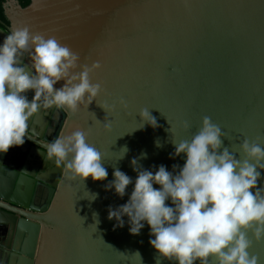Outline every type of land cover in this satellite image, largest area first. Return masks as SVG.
I'll use <instances>...</instances> for the list:
<instances>
[{"label":"water","instance_id":"obj_1","mask_svg":"<svg viewBox=\"0 0 264 264\" xmlns=\"http://www.w3.org/2000/svg\"><path fill=\"white\" fill-rule=\"evenodd\" d=\"M4 13L0 44L14 27L55 37L79 56L75 72L100 63L89 79L101 91L75 112L39 111L25 143L0 153V264H140L137 251L143 264H156L146 223L132 235L126 216L122 228L108 219L133 185L123 198L105 185L114 167L134 181L133 158L153 172L182 167L172 141L190 140L205 116L224 132L225 147L245 138L264 147V0H30L24 8L7 0ZM22 59L31 63L27 53ZM141 110L158 127L138 128ZM77 129L104 155L107 179L82 182L46 161L44 146ZM250 252L264 264V242Z\"/></svg>","mask_w":264,"mask_h":264},{"label":"clouds","instance_id":"obj_2","mask_svg":"<svg viewBox=\"0 0 264 264\" xmlns=\"http://www.w3.org/2000/svg\"><path fill=\"white\" fill-rule=\"evenodd\" d=\"M25 53L30 64L23 62ZM78 60L55 37L46 38L27 26L14 27L6 36L0 44V153L25 143L30 118L39 111L55 107L75 112L99 95L100 84L91 83L89 76L100 63L85 65L77 73ZM60 81L63 85L54 87ZM29 90L34 91L31 100L26 95ZM139 115L142 123L138 128L145 123L158 127L149 110H141ZM104 127L108 130L110 124ZM184 127L189 128L188 122ZM222 138H226L222 129L205 116L190 140L172 141L175 152L171 156L184 154L186 158L182 167L173 165V171H168L160 165L153 172L133 158L134 181L114 167V179L105 189H114L121 198L130 184L133 190L125 204L115 209L109 206L108 219L116 221L114 228H122L126 216L132 235H138L146 223L154 237L149 244L157 253L156 264L163 260L261 264L250 249L254 241L264 242V147L245 138L230 149ZM44 147L46 161L66 169L72 178L82 182L89 177L107 179L104 155L89 143L84 130H74ZM119 152L118 161L125 158L128 148ZM90 196V200L97 198L96 194ZM133 256L143 264L138 251Z\"/></svg>","mask_w":264,"mask_h":264},{"label":"trees","instance_id":"obj_3","mask_svg":"<svg viewBox=\"0 0 264 264\" xmlns=\"http://www.w3.org/2000/svg\"><path fill=\"white\" fill-rule=\"evenodd\" d=\"M7 0H0V21L5 23L6 25H9V22L5 16V13H4V3L6 2ZM17 2L19 3V5L21 7H26L29 5L30 3V0H17Z\"/></svg>","mask_w":264,"mask_h":264},{"label":"flooded vegetation","instance_id":"obj_4","mask_svg":"<svg viewBox=\"0 0 264 264\" xmlns=\"http://www.w3.org/2000/svg\"><path fill=\"white\" fill-rule=\"evenodd\" d=\"M5 4H6V2L4 3V6H5ZM2 24H5V23H3V22H1Z\"/></svg>","mask_w":264,"mask_h":264}]
</instances>
